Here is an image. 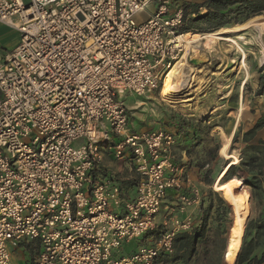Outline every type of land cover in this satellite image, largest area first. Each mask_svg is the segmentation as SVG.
Segmentation results:
<instances>
[{
  "label": "built area",
  "instance_id": "obj_1",
  "mask_svg": "<svg viewBox=\"0 0 264 264\" xmlns=\"http://www.w3.org/2000/svg\"><path fill=\"white\" fill-rule=\"evenodd\" d=\"M190 16L182 0H0L20 36L0 62V264H163L195 227L174 133L132 130L120 98L158 90ZM105 153L132 165L133 196Z\"/></svg>",
  "mask_w": 264,
  "mask_h": 264
},
{
  "label": "rangeland",
  "instance_id": "obj_2",
  "mask_svg": "<svg viewBox=\"0 0 264 264\" xmlns=\"http://www.w3.org/2000/svg\"><path fill=\"white\" fill-rule=\"evenodd\" d=\"M182 1L188 11L196 9L200 14L205 13L204 8L201 6L204 0ZM153 10V4L146 7L148 12ZM141 17H144V14ZM230 36L234 37L233 34ZM251 36L250 31H244L246 40L250 39ZM229 45V42L220 40L214 51L204 49L196 53H190L188 62L195 68L200 69L201 72L197 75L198 82L185 90L183 95L188 101L179 105V108H172L161 100L160 88L162 84H160L158 90L152 93L142 96L125 93L121 97V101L126 105L129 117H131L136 127L148 130L164 129L174 133L179 148H183L189 156L190 167L196 169L194 178L198 183L197 186L200 192L203 193L204 200H202L200 210L197 211L199 216L195 221L197 222V224L195 223L196 226L202 220L206 222L203 241L197 245L195 253L186 262L173 261L174 250L169 259L164 261L163 264H220L223 234L227 240L233 218L236 223L234 249L229 261L226 259L224 264H235L236 254L241 247L247 223L250 221L249 235L247 236L249 239L255 232L254 225L257 220L264 217V187L258 194L251 191L248 186V188L246 186L238 189L231 188L238 214H236L231 200L223 191L216 192L226 197V204L230 205L229 207L219 201L218 197L221 198L219 194L210 193L212 192L211 188L213 189V186L210 187V185L218 173L217 171L226 163V159L219 156L218 150L216 158L213 159L215 147L219 146L220 148L222 145L223 133L230 136L229 149L231 148L232 153L239 159L241 157L243 161H246L247 158H254V167L262 166L264 163V151L261 147L253 148L252 145H243L239 141L240 134L245 129L246 124L254 118L259 119L264 115V92L260 95L255 94L259 76L264 74V68L262 69V65L258 60L260 48L257 45H243L244 57L235 49L232 50ZM192 61H196V63ZM237 126L239 128L238 136L232 144ZM252 149L251 155H248L249 150ZM236 170L237 174L242 177L252 175L259 177L264 174V172H261L257 175L254 169L248 170L243 166L236 167ZM248 197L250 198L249 207L248 203L245 207ZM170 207L169 201L164 202L156 218L157 223L165 220V216L171 211ZM188 208H186L187 211ZM178 216L181 217L179 214ZM237 217L240 218L242 223L239 237H237L236 230ZM244 219L247 220L246 225H244ZM133 245L134 242L129 246L125 245L124 252ZM20 251L19 249L15 252L16 257L20 255ZM120 252H122L121 254L124 253L123 251ZM12 263L23 264L24 261L17 259Z\"/></svg>",
  "mask_w": 264,
  "mask_h": 264
},
{
  "label": "trees",
  "instance_id": "obj_3",
  "mask_svg": "<svg viewBox=\"0 0 264 264\" xmlns=\"http://www.w3.org/2000/svg\"><path fill=\"white\" fill-rule=\"evenodd\" d=\"M201 6L205 9L204 14H200V12L196 9L193 11H188V9H186L184 6L185 16L190 13H194L195 16L188 17L184 26L180 28L182 33L189 31L199 34H206L207 32L211 33L223 27H231L235 24L243 23L252 17L259 16L264 13V0H204ZM261 67L263 69L264 64ZM245 85L246 83L244 86ZM263 92L264 74L259 76L258 86L255 94L260 95ZM262 126H264V115L257 119L252 129L256 130ZM238 129L239 128L237 126L236 132L232 138V144L238 136ZM218 148L219 146L215 147L213 159L217 156V150H219ZM254 161L255 160L252 157L247 158L246 161H243V159L240 157L238 164L230 165L225 173L219 178V182L227 183L232 189L248 186L251 191H254L255 194L260 193L263 188L258 176L252 175L250 177H242L237 174L236 170V167L240 168L241 166L248 170L254 169ZM262 166L264 167V163ZM256 169L258 170V168ZM260 173L261 171H258L257 175ZM211 190L212 192L210 193L215 195L219 194L212 188ZM218 199L221 203L228 206L226 204L225 196H221V198L218 197ZM249 200L250 198L248 197L247 201L245 202V207L246 203H248L247 205L249 207ZM246 221L247 220L245 219L243 220L244 225H246ZM205 225V220H202V222L195 226L191 231H182L175 235L173 241L175 256L173 261L186 262L195 253L197 245L204 239ZM249 225L250 221L247 223L246 228L244 229L242 244L235 258V264H264V217L263 219L260 218L257 220V223L254 225L255 232L253 236L248 239L247 236L249 235ZM235 227L236 223L233 218L229 238L227 237L228 239L226 240L223 234V246L220 252V264H224L226 259L229 261L230 255H232L235 242ZM169 257L170 256L163 257L162 262L168 260Z\"/></svg>",
  "mask_w": 264,
  "mask_h": 264
},
{
  "label": "bare ground",
  "instance_id": "obj_4",
  "mask_svg": "<svg viewBox=\"0 0 264 264\" xmlns=\"http://www.w3.org/2000/svg\"><path fill=\"white\" fill-rule=\"evenodd\" d=\"M244 31H250L252 33L250 39L246 40L244 37ZM231 34H233L234 37L230 36ZM178 40L184 46L185 53L168 67L160 88L161 100L172 108L178 107L187 102L188 100L184 98L183 95L185 90L198 82L197 75L201 71L188 62L190 53H196L197 51L204 49L214 51L218 41L224 40L229 42V46H231L232 50L235 49L236 52H240L244 57L245 52L243 50V45L249 44L259 46L260 56L258 60L260 65L264 64V15L252 17L243 23L235 24L231 27H223L211 33L207 32L206 34H199L189 31L180 35ZM124 94L125 93H122L120 98ZM223 135L224 139L218 150V154L220 157L226 159V163L218 172L212 186L215 191H223L227 195L231 200L236 214H238V208L231 187L227 183L219 182V178L225 173L227 168L230 165H234L239 160V157L232 152H229L230 136L224 133ZM236 230L237 237H239L242 230V223L239 217H237Z\"/></svg>",
  "mask_w": 264,
  "mask_h": 264
},
{
  "label": "crops",
  "instance_id": "obj_5",
  "mask_svg": "<svg viewBox=\"0 0 264 264\" xmlns=\"http://www.w3.org/2000/svg\"><path fill=\"white\" fill-rule=\"evenodd\" d=\"M23 1L28 2L29 0H23ZM19 37H20L19 32L14 27L0 22V62H1L5 53L11 51L13 48H15L17 46V44L19 43ZM257 84H258V81H257ZM257 119L258 118L256 117L252 121H250V123L246 124L245 129L240 134L241 137H240L239 141L243 145H249L250 144L253 146V148H256L259 146L264 151V126L258 128L256 130L252 129L254 124L256 123ZM130 125H131L132 130H134V131H139V130L144 129L141 127H136L133 124V121L131 118H130ZM172 149H173V152H174V155L176 156V158H178L180 160L181 167L184 171V174H186V176H188V178L190 179V181L193 185L197 186L198 183H197L196 179L194 178V173H195L196 169H193L190 167L189 156L187 155V152L183 148H179L177 139H176L175 145H173ZM252 151H253V149L249 150L248 155H251L250 153H252ZM105 152H107V151H105ZM229 152H232L231 148L229 149ZM263 156H264V153H263ZM101 165L103 167V170L107 171L108 173H112L117 178L119 184L121 185L123 190L128 193V195L133 196V194H134V183H135L136 176H135L134 172L132 171V168H131L132 165L130 164V162H128V161H125V162L115 161L110 157V155L105 153L103 156ZM220 168H219V170H221ZM256 168H258V170ZM254 171L256 173L258 171L264 172V167L263 166L255 167ZM259 179L261 181L262 187H264V174L262 176L260 175ZM210 187H211V185H210ZM173 193H174L173 190L168 191L169 197L167 196L165 202L170 201L169 198L173 199L172 198ZM201 194H202V200H204L203 193H201ZM201 206H202V201H201V204L199 206L189 207L188 208L189 210L188 211L186 210V212L184 214H181V217L183 218L184 216H188L189 218H191L194 221V223L197 224V222H195V221H197L196 218L199 216L197 211L200 210L199 208ZM196 224H195V226H196ZM131 249H132V247L127 249L126 252L128 253Z\"/></svg>",
  "mask_w": 264,
  "mask_h": 264
},
{
  "label": "water",
  "instance_id": "obj_6",
  "mask_svg": "<svg viewBox=\"0 0 264 264\" xmlns=\"http://www.w3.org/2000/svg\"><path fill=\"white\" fill-rule=\"evenodd\" d=\"M192 62L196 63V61H192Z\"/></svg>",
  "mask_w": 264,
  "mask_h": 264
}]
</instances>
